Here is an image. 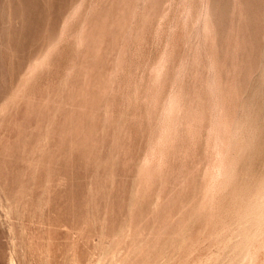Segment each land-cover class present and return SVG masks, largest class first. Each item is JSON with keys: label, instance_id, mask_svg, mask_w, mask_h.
I'll return each mask as SVG.
<instances>
[{"label": "rangeland", "instance_id": "374dc122", "mask_svg": "<svg viewBox=\"0 0 264 264\" xmlns=\"http://www.w3.org/2000/svg\"><path fill=\"white\" fill-rule=\"evenodd\" d=\"M161 263L264 264V0H0V264Z\"/></svg>", "mask_w": 264, "mask_h": 264}, {"label": "bare ground", "instance_id": "6f19581e", "mask_svg": "<svg viewBox=\"0 0 264 264\" xmlns=\"http://www.w3.org/2000/svg\"><path fill=\"white\" fill-rule=\"evenodd\" d=\"M157 203V202H156ZM187 237V236H186ZM183 238V237H182ZM172 253V252H171ZM162 264V263H161Z\"/></svg>", "mask_w": 264, "mask_h": 264}]
</instances>
